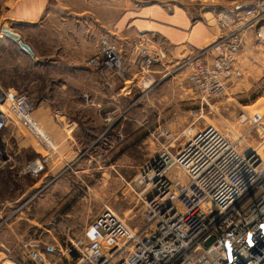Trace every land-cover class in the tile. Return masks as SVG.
<instances>
[{
  "label": "built area",
  "instance_id": "built-area-1",
  "mask_svg": "<svg viewBox=\"0 0 264 264\" xmlns=\"http://www.w3.org/2000/svg\"><path fill=\"white\" fill-rule=\"evenodd\" d=\"M215 20L214 41L176 61L192 92L208 105L243 79L245 38L257 27L256 37L264 38V0L223 9ZM102 45L88 67L109 88L130 81L123 53L106 40ZM129 48L138 69L136 86L147 95L159 84L155 67L167 53L144 34ZM34 109L26 92L0 86V167L6 164L4 132L15 116L44 149L22 167L24 175L36 178L57 146ZM238 121L245 131L236 141L214 126L153 131L158 153L128 184L140 206L139 225L129 226L106 207L80 237L57 245V253L67 264H264V113L242 111ZM20 247L32 264H50L34 239ZM0 251L15 259L1 245Z\"/></svg>",
  "mask_w": 264,
  "mask_h": 264
},
{
  "label": "rangeland",
  "instance_id": "rangeland-1",
  "mask_svg": "<svg viewBox=\"0 0 264 264\" xmlns=\"http://www.w3.org/2000/svg\"><path fill=\"white\" fill-rule=\"evenodd\" d=\"M29 1L39 3L41 10L36 19L33 20L31 17L30 20L22 21L18 16L19 5ZM254 1L0 0V86L30 95L34 101V117L37 119L39 115L44 114L38 107L45 98H52L54 102L61 104L66 102L65 96L45 95L42 83L47 84L49 80L41 82V78H48L51 74L48 71L39 75L36 72L24 73L19 79L20 48L17 43L2 35L3 28L22 33L28 42H32L37 36L38 41L42 39L43 45L55 48V53L59 56L68 54L64 50L72 44L93 43L94 34L100 28V34L101 31L105 33L101 42L106 40L125 56L126 46L130 47L133 39L128 38L129 33L149 36V32L142 31L146 29L143 21L145 15H152L154 22L159 21L166 25L163 16H172L180 12L188 21V29L195 26L204 27L214 33L212 40L214 41L216 14L223 9L252 4ZM34 21L38 23L34 24ZM39 25H43L42 29ZM261 25H264V22ZM257 30L258 27L245 38L241 57L244 66L243 79L235 83L229 95L211 100L210 105L202 102L192 92L187 83V72L177 69L175 63L167 64L168 61L165 62L163 71L156 76L160 80L159 84L147 95L141 94L136 86L138 76L135 75L138 69L128 72V79L131 81L127 83L134 87L130 94L120 93L118 87L122 83H116L111 88L106 86L105 96L89 95L90 104L100 102L102 107L97 113L89 110L83 112L82 116L88 120L92 118L99 120L100 123L104 120L113 123L112 129L106 126L102 132L110 130L104 135L109 141H120L118 144L122 146L121 152L117 154L114 151L115 158L109 154L102 160L74 159L63 169L59 167L55 178L48 181L50 186L41 193H34V200L21 209L34 218L35 222L32 228L23 225L18 227V230L15 229V233L11 231L8 233L7 245L1 246L11 250L15 259L0 251L2 252L0 264H32L22 250L18 249L24 238L36 237L45 244L59 242L65 246L70 239L80 237L84 229L106 207L112 209L129 226L133 228L138 226L140 206L128 184L158 153L160 147L150 137L153 131L161 128L183 132L214 126L231 141L239 140V136L245 131V126L238 121L242 111L249 114L264 113V38L256 37ZM150 34L157 45L161 41L159 40L161 34ZM164 47L165 51L167 50V57L169 51H172L176 61L182 60L188 53H186L188 49L182 45ZM35 78L39 79L36 86H28L27 83L34 81ZM50 82L54 83L51 80ZM12 118L13 124L11 123L9 127L19 144L13 141L9 145L11 150L18 145L40 150L37 140L22 127L15 116ZM39 119L43 129L53 137ZM54 140L58 148L56 138ZM249 144L255 145V142ZM107 148L105 147V150ZM81 167L86 169L87 173H75ZM31 181L25 178L24 184L29 185ZM50 254L52 253L47 251L48 258ZM55 258L57 264H67L66 257L57 253Z\"/></svg>",
  "mask_w": 264,
  "mask_h": 264
},
{
  "label": "crops",
  "instance_id": "crops-1",
  "mask_svg": "<svg viewBox=\"0 0 264 264\" xmlns=\"http://www.w3.org/2000/svg\"><path fill=\"white\" fill-rule=\"evenodd\" d=\"M22 4L19 5L18 9L19 19L22 21L30 20L32 19L31 17H33V20L36 19V15L41 10L39 3H31L29 1L22 2ZM151 16L145 15L143 17L146 29L142 31L149 32L150 37V33H154L153 35L155 33L161 34V38L159 39L161 41L157 44L158 47L165 49L164 46L182 45L186 50L188 49L186 53H190L192 50L208 45L214 38V33L207 31L204 27L195 26L192 29H188V21L185 15L180 12L172 16H163V19L168 23L166 25L159 21L154 22ZM37 23L34 21V24ZM42 26L39 25L41 29ZM104 34L103 31L100 34V28H98L94 34L93 43L81 44L79 42L78 44H72L64 50L68 54L59 56L56 55L55 48L43 45L42 39L38 41L37 36H35L32 42H28L27 38L19 32L22 40L31 47L35 55V57H32L19 47L21 53L18 61L19 79L24 73L36 72L39 75L41 72L48 71L52 75L49 74L48 78H41V82L49 80L47 84L42 83L45 95L65 96L66 102L61 104L54 102L52 98H45L38 107L39 111L44 112L43 115H39V118L49 132H51L54 139L56 138L58 148L51 157L45 172L36 178L24 175L22 167L24 164L33 161L45 153L41 144L36 141L40 150L23 145H18L15 149L11 150L9 145L13 141L19 144L17 137L14 136V132L9 126L4 132L7 154L6 164L0 167V245L2 246L7 245L6 239L10 231L15 233L14 230H18V227H22L23 225L27 228H32V224L35 222L34 218L26 214L25 211L22 212L21 209L34 200V193H41L45 188L50 186L48 181L55 178L56 173L60 170L59 167L63 169L69 161H73L74 159L82 161L87 159L102 160L109 154H112L111 157L115 158L116 156L113 152L115 151L117 154L121 152L122 146L118 144L120 141H109L105 137L106 135H104L107 130L102 132V129L106 126L108 129H112L113 123L106 120L100 123L99 120H94L93 118L88 120L82 116L83 112L89 110L95 113L100 111L102 104L100 102L90 104L88 98L91 94H96L98 97L105 96L104 93L107 90L106 85L100 77L86 63L90 56L95 55L103 49L101 40L105 37ZM137 34L129 33L128 36L130 37L128 38L137 37ZM189 46L192 49L188 48ZM125 57L128 62V72H134L137 68L134 64L131 50L127 46ZM165 62L167 64L171 62L176 64L172 51H169L168 57L164 62L156 65V76L165 68ZM50 80L54 81V83L52 84ZM38 82L39 79L35 78L34 81L27 84L28 86L35 87ZM132 86L126 82L125 84H121L118 89L120 93L130 94L134 89ZM101 124L103 127H101ZM109 132L110 130L106 134ZM105 147H108L107 150H105ZM120 157L118 156V158ZM75 173H87V170L81 167ZM25 178L32 180L29 185L24 184ZM41 204L40 202L39 206ZM13 236H17V234H13ZM28 239H34L41 249L52 253L49 256L50 264H57L55 248L60 244L59 242L52 245L45 244L41 239L36 237L24 238L22 242ZM18 249L22 250L20 245Z\"/></svg>",
  "mask_w": 264,
  "mask_h": 264
},
{
  "label": "water",
  "instance_id": "water-1",
  "mask_svg": "<svg viewBox=\"0 0 264 264\" xmlns=\"http://www.w3.org/2000/svg\"><path fill=\"white\" fill-rule=\"evenodd\" d=\"M1 33L3 36H5V37L11 39L12 41H14L15 43H17L18 46L23 51H25L26 53H28L32 57H35L31 47L22 40L21 36L18 33H15L13 31H11L10 29H6V28H3L1 30Z\"/></svg>",
  "mask_w": 264,
  "mask_h": 264
}]
</instances>
